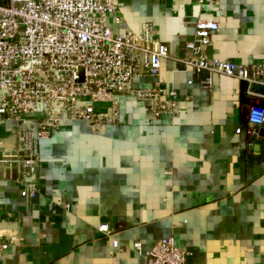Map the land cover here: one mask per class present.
<instances>
[{
    "label": "crops",
    "instance_id": "0c3cea01",
    "mask_svg": "<svg viewBox=\"0 0 264 264\" xmlns=\"http://www.w3.org/2000/svg\"><path fill=\"white\" fill-rule=\"evenodd\" d=\"M197 19L219 26L208 55L242 65L264 59V0L121 3L107 16L112 30L150 24L171 57L158 78L133 87L161 85L181 106L152 121L142 102L121 95L120 123L105 134L82 121L51 132L38 145V190L29 204L19 194L20 166L4 170L0 207L13 217L0 223L16 227L0 229V240L12 239L0 264H142L165 238L190 252L185 264H264V129L249 142L246 123L249 106L264 105V87L249 96L237 79L181 67L175 59ZM15 127L0 123V138Z\"/></svg>",
    "mask_w": 264,
    "mask_h": 264
},
{
    "label": "built area",
    "instance_id": "2783aa9c",
    "mask_svg": "<svg viewBox=\"0 0 264 264\" xmlns=\"http://www.w3.org/2000/svg\"><path fill=\"white\" fill-rule=\"evenodd\" d=\"M125 1L0 0V123L16 126L13 136L0 138V175L20 166L19 194L27 204L38 190V145L51 132L82 121L92 134H105L120 123L121 95L142 102L152 121L176 114L181 106L176 93L161 85L133 87L135 80L158 78L161 61L171 57L150 24L138 31L112 30L107 16H114ZM114 21L120 22L118 17ZM193 28L175 59L184 70L237 79L245 83L249 96L256 95L254 87H264V59L242 65L210 56L206 49L218 24L197 19ZM246 123L248 141L259 139L257 131L264 129L262 103L249 106ZM11 217L0 207V221ZM98 231L109 234L106 224ZM11 241L10 236L0 240V256ZM117 246L111 239V247ZM134 247L140 250L139 244ZM189 256L187 249L165 238L143 253L142 264H185Z\"/></svg>",
    "mask_w": 264,
    "mask_h": 264
},
{
    "label": "water",
    "instance_id": "95a60500",
    "mask_svg": "<svg viewBox=\"0 0 264 264\" xmlns=\"http://www.w3.org/2000/svg\"><path fill=\"white\" fill-rule=\"evenodd\" d=\"M16 226L12 223H8V222H2L0 223V229L6 230V229H10V228H15Z\"/></svg>",
    "mask_w": 264,
    "mask_h": 264
}]
</instances>
